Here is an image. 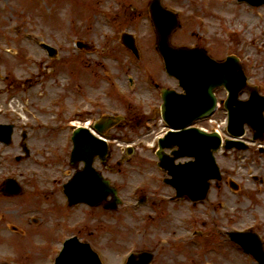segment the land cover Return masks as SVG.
<instances>
[{
    "label": "rangeland",
    "instance_id": "obj_1",
    "mask_svg": "<svg viewBox=\"0 0 264 264\" xmlns=\"http://www.w3.org/2000/svg\"><path fill=\"white\" fill-rule=\"evenodd\" d=\"M149 1L0 0V104L8 109L13 104L14 113L0 116V123L16 128L14 144L0 147V190L6 175L23 188L15 200L0 198V264H53L57 242L71 235L88 242L103 264H122L130 252L141 251L153 254L151 264H255L222 236L252 229L264 242V151L252 143L251 131L243 138L248 151L216 154L222 181L196 203L169 199L175 192L162 182L166 175L157 168L155 150L146 147L162 131L159 90H178L156 53L151 22L144 19ZM161 2L179 14L172 45L195 44L215 59L238 57L248 82L264 95V6L249 8L235 0ZM123 33L134 35L139 61L127 56ZM42 42L58 50L53 59ZM77 42L85 45L82 51ZM242 93L240 99H247ZM102 114L124 117L110 131L118 140L110 144L109 159L93 164L122 203L113 212L85 205L63 212L62 185L82 168L69 165L70 123ZM21 129L28 133L31 155L12 162L10 156L21 154ZM229 180L238 190L229 189ZM139 198L146 203L138 206ZM8 221L20 231L8 233ZM189 235L201 246L191 245Z\"/></svg>",
    "mask_w": 264,
    "mask_h": 264
},
{
    "label": "water",
    "instance_id": "obj_2",
    "mask_svg": "<svg viewBox=\"0 0 264 264\" xmlns=\"http://www.w3.org/2000/svg\"><path fill=\"white\" fill-rule=\"evenodd\" d=\"M245 1L254 6L264 4V0ZM150 12L158 35L157 48L164 60L165 69L169 75L179 80L181 87L185 90V94H176L169 90L162 91L163 119L170 127L182 129V131L170 132L164 140L160 141L159 166L172 177L165 182L176 189L178 197L186 195L193 201L202 200L206 197L209 180H220L212 156V151L219 147L220 140L215 134L209 135L197 129L184 130V128L194 119L211 112L214 105L212 89L224 86L228 91V99L225 102L229 112L228 131L240 137L244 134L243 125L247 123L254 131V138L262 140L264 138V98L258 95L256 89H252L248 101H239L237 97L245 87V78L238 60L232 56L225 62L217 63L200 49L171 48L168 38L177 27L176 17L163 9L159 0H153ZM123 42L136 54L132 38L124 36ZM0 135L8 139L7 128L0 126ZM72 139L74 149L71 162L83 160L85 168L65 185V192L70 203L85 202L90 206H98L108 196H112V202L105 205V209H116L119 203L116 190L91 168L95 155H100L102 160L106 159L108 154L106 144L93 138L84 129H77ZM174 146L178 147V150L173 153L174 157L163 153L164 148ZM232 147L246 149L242 143L226 142V149ZM183 156L194 157L195 161L185 165H174V159ZM9 184L10 187L14 186L12 181H9ZM7 193L17 194L18 190L11 188L7 190ZM230 237L252 253L260 264H264L263 248L257 236L232 233ZM151 260L152 255L143 252L130 256L126 264H149ZM56 264L101 263L88 244L79 243L74 238L66 242L63 251L56 259Z\"/></svg>",
    "mask_w": 264,
    "mask_h": 264
},
{
    "label": "flooded vegetation",
    "instance_id": "obj_3",
    "mask_svg": "<svg viewBox=\"0 0 264 264\" xmlns=\"http://www.w3.org/2000/svg\"><path fill=\"white\" fill-rule=\"evenodd\" d=\"M218 92H219V90H217ZM6 124H8V123H6Z\"/></svg>",
    "mask_w": 264,
    "mask_h": 264
}]
</instances>
